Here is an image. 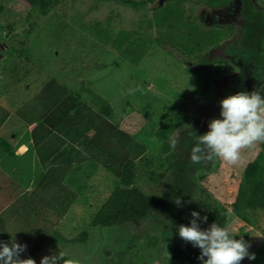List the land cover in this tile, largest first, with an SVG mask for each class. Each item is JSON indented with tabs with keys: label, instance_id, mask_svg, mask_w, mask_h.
Here are the masks:
<instances>
[{
	"label": "rangeland",
	"instance_id": "rangeland-1",
	"mask_svg": "<svg viewBox=\"0 0 264 264\" xmlns=\"http://www.w3.org/2000/svg\"><path fill=\"white\" fill-rule=\"evenodd\" d=\"M163 3L164 0H155L135 10L112 0H67L56 3L51 15L43 18L37 9H32L23 0H0V50L7 48L8 39L12 40L15 49L21 47L18 42L24 43L25 54L40 70L36 74L42 79L39 85L51 79L47 84L51 86L50 91L44 87L34 90L19 109L10 110L8 118L0 124V136L11 138L15 148L17 143H24L15 152L21 155L32 142L31 131L39 127L49 128L58 114L56 109L66 107L60 100L57 108H47L44 104L49 100L40 102V94L45 100L50 93L52 99H62L67 92L77 93L82 88L86 91L81 99L89 101L91 97L87 91H93L114 111V121L109 125L117 124L126 140L133 139L144 148V153L135 158V186L143 193L157 196L162 202L142 221L91 228L90 218L106 194L119 183L102 168L87 164L88 157L81 150L66 145V154L77 155V160L81 161L76 171L78 177L72 176L77 199L45 241L44 251L46 254L64 252L65 258L77 259L80 264H169L166 261L169 248L182 241L178 227L189 226L193 211L203 218L207 217L208 206L234 203L245 209L247 222L231 215L229 232L237 240L243 239L250 245L249 253L256 256L255 260L245 257L240 264H264V142L241 149L239 161L232 165L215 156L205 158L199 164L189 159L191 147L195 144L194 134H206L209 122L221 118L220 102L224 98L253 91L264 96V73L260 78L256 75L254 51L237 39L219 46V53L210 58H207V51L198 57H189L176 50L168 56L157 49L150 43L157 36L156 31L151 28L144 34L145 19ZM221 6L217 4L215 9ZM186 7L197 22L203 13L206 16L202 18L210 24L218 23L222 16L227 17L221 9L211 12L207 0H189ZM228 13L233 14V11ZM236 16H232L234 20ZM106 25H109L110 39L124 31L127 43L133 38L147 42L144 56L134 63L123 53L114 51L110 39L99 41L94 29L97 31L98 28L100 35H104L100 30ZM214 27L220 31L225 28L220 24ZM227 35L222 41L230 39L231 34ZM1 51L0 62L4 58ZM219 67L222 72L216 74ZM34 104L42 109L38 111L37 107V112L45 113L41 126L26 124V117L17 113L24 110V106ZM27 114L29 117L36 115L35 112ZM169 126L175 128L166 136L170 145L166 162L158 155L164 143L158 133H165L164 129ZM104 130L106 127H100L95 132L94 146L98 145L97 140L101 139ZM173 140L178 141L175 146ZM111 144L115 145L113 141ZM253 161H257L260 168L253 178L247 180L244 172ZM16 162L0 150V170L30 190L42 166L38 168L31 164L27 169L20 165V161ZM175 197L181 198L180 206L174 203ZM198 223L202 230L210 226L209 220ZM85 231L89 234L86 243H70ZM10 240L5 233L0 235V242ZM46 254L32 259L40 264Z\"/></svg>",
	"mask_w": 264,
	"mask_h": 264
},
{
	"label": "trees",
	"instance_id": "trees-1",
	"mask_svg": "<svg viewBox=\"0 0 264 264\" xmlns=\"http://www.w3.org/2000/svg\"><path fill=\"white\" fill-rule=\"evenodd\" d=\"M23 1L32 9H37L41 17L47 18L51 15L56 3L67 0ZM112 1L137 10L154 3L155 0ZM188 1L164 0L161 6L154 8L150 16L145 19L144 34L153 28L157 35L150 43L152 42L157 49L168 56H172V50L189 57H198L207 51V58H210L211 55L216 56L219 53V46L231 44L235 39L241 40L246 47L254 51L255 73L258 77H262L264 73V0H207L211 12L221 9L227 14L226 18L222 16L215 24L204 21L207 20L202 18L206 16L204 13L198 17L199 22H197L188 13L189 8L186 7ZM217 4H222L224 7L215 9ZM229 11H233V14H229ZM235 15L237 18L234 20L232 16ZM216 24L225 28L222 31L217 30L214 27ZM108 26H103L100 30L104 35H100L98 28L97 31L94 29L97 34L95 37L97 36L99 41L104 42V39H110ZM8 30L12 31V28L8 27ZM227 34H231L230 39L227 42L222 41ZM127 38V33L120 31L116 37L110 39V46L114 51L123 53L124 57L131 58L134 63H137L138 59L144 56L148 44L138 38H133L127 43ZM6 41L8 42L7 48L0 50L4 57L0 62V124L8 118L10 110H17L24 102L26 103L34 90L44 87L45 90L50 91L51 88L47 85L51 81L49 78L48 82L39 85L42 79L36 74L40 70L25 54V47H22L24 43L18 42L17 44L21 47L15 49L12 40ZM124 44L126 47L122 48ZM221 72L222 68L219 67L216 74ZM61 88L67 92L64 85H61ZM83 91L86 90L81 88L77 93L67 92V96L62 99L55 97L52 99L53 94L50 93L48 94L50 97L47 95L49 98L45 100L40 94V102L49 100L44 104L47 108L56 107L60 100L64 101L66 107L63 110L55 108L58 114L49 128L39 127L40 130L35 128L36 130L34 129L30 134L32 142L23 157V167L28 169L31 164L38 168L42 166L30 190H26L21 182L0 170V235L5 233L7 238L27 245L26 251L21 253V259L46 254L45 241L54 233L76 202L77 193L73 187L72 176L77 175L78 177L79 174L76 171L81 161L77 160V155L66 154L64 148L66 145L81 150V153L88 157L87 164L102 168L114 176L119 183L118 187L106 194L103 202L90 218L91 228H105L131 221H142L162 203L157 196L143 193L135 186V158L144 153V148L133 139L126 140L125 134L118 129L117 124L109 125L113 123L115 114L105 99L88 90V96L91 99L82 100V96H85L82 94ZM38 106L36 104L24 106V110H19L17 113L21 117H26L27 121L34 120L41 126L45 113L37 112ZM37 110L42 109L38 107ZM28 112H35L36 115L27 117ZM100 127L103 129L106 127V130L101 133L104 137L102 139L100 135L101 139L97 140L98 145L94 146L92 138ZM174 128V126H169L164 129L165 133L163 131L158 133L159 138L164 142L158 155L166 162H168L170 153V145L166 136ZM112 141L115 145L111 144ZM18 145L19 143L16 146ZM108 147L111 149H107ZM0 150L8 158L19 160L15 155V147H12L11 138L0 136ZM259 168L257 161L248 164L244 172L245 179L253 178ZM206 208L210 225L217 223L221 227H229L231 215L237 216L242 222H247L244 215L245 209L234 203ZM241 210L242 213H240ZM229 234L235 238L233 233L229 232ZM88 239L89 234L85 231L77 235L70 243L83 244ZM262 251L264 254V246ZM200 254L198 247H193L190 242L182 239L180 243L169 248L166 261L169 264H201L198 259ZM49 255L58 254L52 251L46 254V256Z\"/></svg>",
	"mask_w": 264,
	"mask_h": 264
},
{
	"label": "clouds",
	"instance_id": "clouds-1",
	"mask_svg": "<svg viewBox=\"0 0 264 264\" xmlns=\"http://www.w3.org/2000/svg\"><path fill=\"white\" fill-rule=\"evenodd\" d=\"M220 107L221 118L209 122V131L199 136L194 134L195 144L189 153V159L194 164L212 156L221 158L229 165L236 164L241 149L264 142V97L259 91L229 95L220 102ZM177 142L173 140V145ZM174 203L180 206L181 198L175 197ZM191 216L189 226L180 225L178 234L181 239L200 249L198 259L201 264H240L245 257L256 259L255 254L248 251L250 245L243 239L232 238L228 227L212 223L202 230L198 221L206 223L207 217L201 218L195 211ZM26 248L27 245L17 243L15 239L0 242V264H36L32 258H20ZM65 256L64 252L44 256L40 264H80L79 260Z\"/></svg>",
	"mask_w": 264,
	"mask_h": 264
},
{
	"label": "crops",
	"instance_id": "crops-1",
	"mask_svg": "<svg viewBox=\"0 0 264 264\" xmlns=\"http://www.w3.org/2000/svg\"><path fill=\"white\" fill-rule=\"evenodd\" d=\"M28 115L29 114H27L26 113V116L28 117ZM31 117H33V116H31ZM7 119V118H6ZM36 124L37 126H39V123L38 122H36V121H30L29 122V120L27 121L26 120V124H28V125H31V124ZM32 132V131H31ZM31 134V133H30ZM18 144V143H17ZM24 145V143H22V142H19V145L17 146V148H15V152H16V150L18 149V148H20V146H23ZM27 149H28V147L26 148V151L23 153V154H21V155H17L16 153H15V155L19 158V160H17V159H13V158H11V159H13L15 162L16 161H20L19 163H21L20 165H22L23 166V157H24V155H25V153L27 152ZM17 163V162H16ZM19 163H18V165H19ZM18 165H17V167H18ZM39 171V170H38ZM23 172V171H22ZM21 172V173H22ZM33 183H34V180H33ZM26 189V188H25ZM26 190H29V189H26Z\"/></svg>",
	"mask_w": 264,
	"mask_h": 264
}]
</instances>
